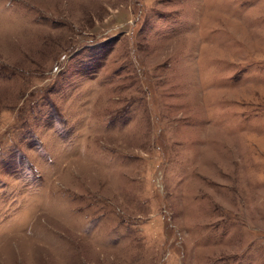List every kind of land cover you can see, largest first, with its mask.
<instances>
[{"label": "rangeland", "instance_id": "1", "mask_svg": "<svg viewBox=\"0 0 264 264\" xmlns=\"http://www.w3.org/2000/svg\"><path fill=\"white\" fill-rule=\"evenodd\" d=\"M0 264H264V0H0Z\"/></svg>", "mask_w": 264, "mask_h": 264}]
</instances>
